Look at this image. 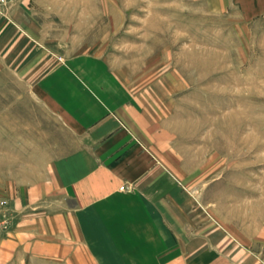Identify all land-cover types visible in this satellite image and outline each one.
<instances>
[{
  "label": "rangeland",
  "instance_id": "obj_1",
  "mask_svg": "<svg viewBox=\"0 0 264 264\" xmlns=\"http://www.w3.org/2000/svg\"><path fill=\"white\" fill-rule=\"evenodd\" d=\"M21 37L28 46L18 48ZM82 54L126 87L128 123L188 177L205 216L225 230H254L264 216V18L244 19L221 0H5L0 264L101 263L76 262L44 251L42 243L21 248L9 218L16 210L7 207L12 192L4 188L11 170L19 182L27 168L42 166L55 143L49 139L57 121L43 106L38 75L49 62Z\"/></svg>",
  "mask_w": 264,
  "mask_h": 264
},
{
  "label": "crops",
  "instance_id": "obj_2",
  "mask_svg": "<svg viewBox=\"0 0 264 264\" xmlns=\"http://www.w3.org/2000/svg\"><path fill=\"white\" fill-rule=\"evenodd\" d=\"M221 4L247 20L264 18V0ZM28 41L21 37L18 48ZM38 76L57 125L42 166L27 168L19 182L12 170L4 180L21 248L42 243L44 251L100 264H264V216L249 232L205 216L188 177L128 123L130 93L99 60L70 55Z\"/></svg>",
  "mask_w": 264,
  "mask_h": 264
},
{
  "label": "built area",
  "instance_id": "obj_3",
  "mask_svg": "<svg viewBox=\"0 0 264 264\" xmlns=\"http://www.w3.org/2000/svg\"><path fill=\"white\" fill-rule=\"evenodd\" d=\"M2 1H5V0H0V2H2ZM121 187H123V186H121Z\"/></svg>",
  "mask_w": 264,
  "mask_h": 264
}]
</instances>
